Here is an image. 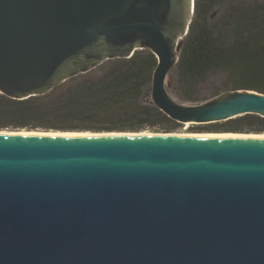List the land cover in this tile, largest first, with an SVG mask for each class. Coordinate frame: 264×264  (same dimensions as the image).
Returning <instances> with one entry per match:
<instances>
[{
  "label": "water",
  "instance_id": "95a60500",
  "mask_svg": "<svg viewBox=\"0 0 264 264\" xmlns=\"http://www.w3.org/2000/svg\"><path fill=\"white\" fill-rule=\"evenodd\" d=\"M195 7L0 0V94L44 95L149 49L158 63L144 103L180 123L264 116L254 89L200 102L170 93ZM3 131L0 264H264V138Z\"/></svg>",
  "mask_w": 264,
  "mask_h": 264
},
{
  "label": "trees",
  "instance_id": "16d2710c",
  "mask_svg": "<svg viewBox=\"0 0 264 264\" xmlns=\"http://www.w3.org/2000/svg\"><path fill=\"white\" fill-rule=\"evenodd\" d=\"M221 0H196L195 13L174 69L178 95L198 100V86L213 70L227 73L224 89L264 92V0H233L220 12L218 32L209 15ZM158 59L149 49L115 58L88 73L69 78L49 93L27 99L0 94V130L175 131L182 123L144 103ZM72 83L60 93L66 85ZM58 91L59 94H56ZM212 132L264 133V116L245 114L199 128Z\"/></svg>",
  "mask_w": 264,
  "mask_h": 264
},
{
  "label": "rangeland",
  "instance_id": "374dc122",
  "mask_svg": "<svg viewBox=\"0 0 264 264\" xmlns=\"http://www.w3.org/2000/svg\"><path fill=\"white\" fill-rule=\"evenodd\" d=\"M222 2L215 8V10L209 15V23H210V27L213 30V32H218V17L220 16V12H222L225 7L229 4L230 1L233 0H221ZM104 71L102 69H95L94 71H92L89 76L98 79L100 77L103 76ZM174 76V75H173ZM81 81V79H76L75 82H71L68 85H66L63 89H61L60 91H58L56 94L62 93L65 89H67L72 83H77ZM227 81V73L225 71L222 70H213L211 72H209V74L205 77V79L199 84L198 86V93H197V97H198V101H204L208 98H211L215 95H218L220 93H222L223 91L227 90L224 89L225 84ZM177 83V81H176ZM176 87V86H175ZM170 93L175 96L176 98H178L180 101H182L181 97L178 95L177 90L175 88H171L170 89ZM205 124H195V123H182L181 126L178 127L177 130L175 131H170V133H183V132H192V133H200V132H211V131H202L199 128L201 126H203ZM2 130H29L26 128L23 129H2ZM38 131H55V132H63L62 130H38ZM144 131H149V132H163V131H159V130H151V129H147ZM81 132H94V131H81ZM105 132V131H102ZM141 132V131H140Z\"/></svg>",
  "mask_w": 264,
  "mask_h": 264
},
{
  "label": "bare ground",
  "instance_id": "6f19581e",
  "mask_svg": "<svg viewBox=\"0 0 264 264\" xmlns=\"http://www.w3.org/2000/svg\"><path fill=\"white\" fill-rule=\"evenodd\" d=\"M4 133L7 132V130L3 131ZM17 135H59V136H78V135H92V132H43V131H25L21 130L20 132H13ZM157 132H149V131H142L140 133H136L139 135H152ZM98 135V134H97ZM157 135V134H156ZM158 135H164V136H171V137H208V138H264V133H236V132H203V133H192V132H183V133H167V134H158Z\"/></svg>",
  "mask_w": 264,
  "mask_h": 264
}]
</instances>
